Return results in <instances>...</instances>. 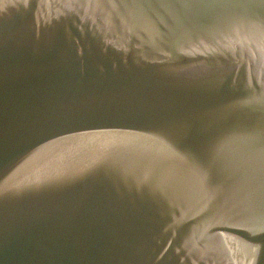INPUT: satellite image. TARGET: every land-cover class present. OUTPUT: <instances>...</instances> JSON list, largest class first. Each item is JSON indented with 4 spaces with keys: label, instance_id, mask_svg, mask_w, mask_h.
I'll return each instance as SVG.
<instances>
[{
    "label": "water",
    "instance_id": "1",
    "mask_svg": "<svg viewBox=\"0 0 264 264\" xmlns=\"http://www.w3.org/2000/svg\"><path fill=\"white\" fill-rule=\"evenodd\" d=\"M0 264H264V0H0Z\"/></svg>",
    "mask_w": 264,
    "mask_h": 264
}]
</instances>
